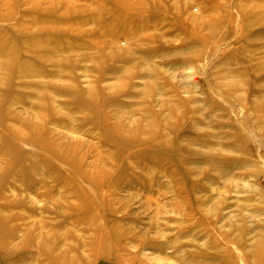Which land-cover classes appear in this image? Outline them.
<instances>
[{
    "label": "rangeland",
    "instance_id": "obj_1",
    "mask_svg": "<svg viewBox=\"0 0 264 264\" xmlns=\"http://www.w3.org/2000/svg\"><path fill=\"white\" fill-rule=\"evenodd\" d=\"M0 264H264V0H0Z\"/></svg>",
    "mask_w": 264,
    "mask_h": 264
}]
</instances>
